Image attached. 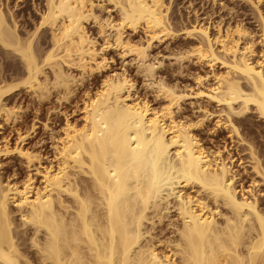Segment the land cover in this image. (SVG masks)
<instances>
[{
  "label": "bare ground",
  "instance_id": "obj_1",
  "mask_svg": "<svg viewBox=\"0 0 264 264\" xmlns=\"http://www.w3.org/2000/svg\"><path fill=\"white\" fill-rule=\"evenodd\" d=\"M45 1L34 28L23 30L19 11L0 0V62L18 72L0 79V120L21 117L25 107L14 100L22 92L26 107L41 106L52 95L69 100L93 75L101 81L85 90L81 119L66 116L52 135L54 160L42 163L41 150L26 144L35 123L14 143L0 140V167L16 154L29 169L6 182L0 171V264H264V154L240 128L249 110L264 121L262 15L258 38L241 21L224 28L197 19L183 28L197 41L172 52L176 62L223 67L196 92L219 110L188 117L179 115L188 93L158 72L152 53L156 41L176 37L166 0ZM105 1L115 17L96 10ZM109 47L131 56L160 104L133 93L125 72L108 70ZM211 118L247 152L249 186L237 185L226 147L202 141Z\"/></svg>",
  "mask_w": 264,
  "mask_h": 264
},
{
  "label": "rangeland",
  "instance_id": "obj_2",
  "mask_svg": "<svg viewBox=\"0 0 264 264\" xmlns=\"http://www.w3.org/2000/svg\"><path fill=\"white\" fill-rule=\"evenodd\" d=\"M8 0H5V2ZM13 10L18 13L17 19L21 24V28L33 29L35 24L40 20L41 12L46 3L45 0H9ZM170 4L168 19L171 26L177 31L175 38H166L162 42L156 41L152 47V53L157 57V60L162 61L158 67V72L170 83L177 82L182 88L186 90L188 96L182 104V110L179 115L196 117L201 111L202 107H207L210 111H217L219 107L213 102H207L203 97L196 95L198 89L205 88L213 82V71H220L223 67L217 63L210 65L207 63L197 62L196 59L185 60L184 65H180L175 61L174 56L171 55L178 48L192 46L196 43L197 38L188 36L184 32V27L189 26L191 22L205 20L212 22L213 25L221 22L224 28L228 25H234L237 22H242L246 29L249 30L256 38H258L261 29V17L264 18V0H166ZM96 10L103 16L111 15L116 16L115 8L108 2H100ZM90 33L95 36L98 41V46L102 42V37L99 34L97 27L92 23L88 25ZM215 28H212L214 32ZM130 31V30H129ZM131 32V31H130ZM135 38L142 37L144 34L142 30L131 32ZM50 44L49 35L45 38L43 47ZM257 52H260L261 45L256 46ZM109 58V71L125 72L134 80L133 93L146 97L150 100L151 104L158 105L162 102L155 92L146 85L144 78L138 72L135 62L131 60L130 55L123 56L118 48L109 47L103 51ZM19 62V61H18ZM21 66V63L19 62ZM196 74L205 76L202 83L196 79ZM16 75V76H15ZM15 79L18 77V72L13 70H4L2 62H0V79ZM14 77V78H13ZM101 76L96 74L89 77L84 81V84L78 85L75 91L69 97V100L56 101L54 95L51 96L48 102L43 103L41 106L30 104L28 107L27 100L30 96L24 94H17L13 98L17 103L21 102L23 112L21 117L13 122L1 121L2 127L0 129V140L9 138L12 143L17 138V131L25 132L30 129L32 124L35 123V131L30 130V135L26 139L28 146L39 148L42 152V163H48L54 160L53 139L52 135H57L61 132L60 127L65 121L66 116L71 119H81L82 110L80 107L83 103L84 92L86 89H95L100 84ZM37 108V109H36ZM247 117L245 123H241V132L250 140L255 143L259 149L260 154H264V121L260 119L255 111L249 110L242 118ZM47 123L46 128L44 124ZM199 135L202 141L208 147L214 148L216 146L226 147L224 156L232 153L234 160V170L239 172V180L237 185L241 184L244 187L249 186L252 178V169L249 168L248 158H246V151H242L241 145L238 146L235 140L230 139L226 129L219 127L215 124V119L211 118L199 130ZM255 136V137H254ZM254 138V139H252ZM14 158V159H13ZM2 167H0L1 175L4 181L7 180L17 181L22 179L29 169L21 157L12 155L11 157L2 159ZM243 163L247 170H244L240 165ZM33 169V167L31 168ZM30 169V170H31ZM240 188V187H239ZM261 193L262 200L264 201V186Z\"/></svg>",
  "mask_w": 264,
  "mask_h": 264
}]
</instances>
